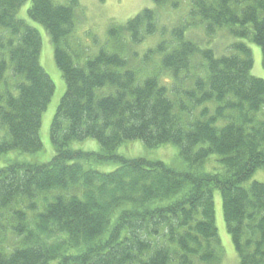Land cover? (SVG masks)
I'll return each mask as SVG.
<instances>
[{
    "label": "trees",
    "instance_id": "obj_1",
    "mask_svg": "<svg viewBox=\"0 0 264 264\" xmlns=\"http://www.w3.org/2000/svg\"><path fill=\"white\" fill-rule=\"evenodd\" d=\"M27 1L0 0V155L42 151L43 114L55 92L40 62L41 34L19 15ZM152 1L158 8L171 2ZM193 1L209 33L225 26L242 39L252 33L264 66V0ZM27 15L53 43L66 91L50 128L53 158L0 168V218L10 215L0 223V264H221L215 191L239 264H264V182L246 185L264 169V80L251 73V48L239 41L216 56L187 38L186 25H175L171 42L146 52L144 61L161 58L140 80L129 65L139 56L132 44L158 31L155 7L113 25L117 51L102 48L84 65L62 46L74 29L72 6L30 0ZM194 56L204 60L198 77L189 71ZM171 76L194 86L175 93ZM106 86L112 92L99 96ZM87 139L100 150L72 148ZM132 140L150 148L172 143L187 167L119 154ZM211 155L220 156L222 172L193 170ZM110 163L117 168L93 167ZM6 233L13 241L4 242Z\"/></svg>",
    "mask_w": 264,
    "mask_h": 264
},
{
    "label": "rangeland",
    "instance_id": "obj_2",
    "mask_svg": "<svg viewBox=\"0 0 264 264\" xmlns=\"http://www.w3.org/2000/svg\"><path fill=\"white\" fill-rule=\"evenodd\" d=\"M52 1L56 4L73 7L74 29L70 36L63 40L62 46L70 53L76 64L84 65L87 59L95 57L102 48H106L110 52H116V46H118L120 41L110 35L109 31L111 27L113 25L119 26L126 24L129 19L144 8L155 7L159 13L158 31L153 35L147 36L142 42L132 44L134 51L138 52L139 56L132 57L129 65L140 70V80L144 79L148 74L155 73V63L157 59L161 58L160 55H156L144 61L148 49L155 47L162 41L171 42L173 37L170 35L169 30L179 24L187 26L185 31L187 38L195 41L200 48L213 49L216 56L231 54V45L235 42L244 41L253 52L254 66L251 73L264 80L262 51L251 39L252 33L249 38L242 39L233 35L230 29L231 27L228 26L217 29L215 33H209L207 30V22L201 15L194 12L196 6L193 0H171V2L163 8L156 7L152 0H77L76 4L73 3V0ZM173 2H177L178 5L173 6ZM29 4L30 0L21 7L19 15L25 18L28 23L35 27L41 34L42 51L40 62L54 81L55 92L47 110L43 114L41 128L43 142L42 151L37 153H24L14 150L1 154L0 168L17 161L48 162L55 155V150L51 143L50 128L57 107L66 91V84L55 62V47L50 41L45 28L41 24L31 20L27 15ZM232 28L236 29L237 27ZM163 29H166L167 32H163ZM249 29L251 32L253 31L251 27H249ZM196 57L198 56L192 58V66L189 71L191 76L198 77L204 74L202 66H199L204 60L200 57L196 59ZM11 73L12 70L10 65L7 74L10 75ZM167 73L169 72L167 71ZM167 73H163L161 77L164 81L169 82L170 74L168 75ZM184 76L185 75L181 78ZM171 78L172 82L168 87L170 88L174 83V86L178 88V91H174L175 93L183 94L181 93L182 90L192 89L194 86L193 81H188L187 79L176 80L172 76ZM109 92H112L110 86L97 90L99 96L106 95ZM172 95L173 92L170 98L174 99ZM72 148L85 151H99L100 145L96 140L87 139L73 142ZM118 153L128 158L144 157L151 160H160L175 169H185L187 167L186 163L180 157L179 147L172 143L150 148L140 140H132L122 144L118 149ZM93 167L108 172L117 168V164H95ZM192 168L197 172H222L224 170L219 155H211L204 163L195 164ZM252 181L264 182V169L256 171L246 185L250 184ZM215 212L216 226L221 245V264H239V256L227 229L222 196L219 191H215ZM9 217L6 219L0 218V223L5 226L8 225ZM2 233L3 232L0 231V235ZM14 237L15 236L12 234L6 233L4 242L13 241Z\"/></svg>",
    "mask_w": 264,
    "mask_h": 264
}]
</instances>
